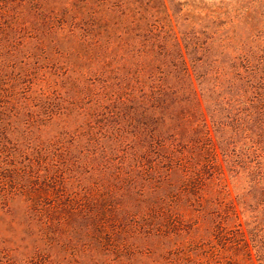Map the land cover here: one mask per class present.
Returning <instances> with one entry per match:
<instances>
[{"label":"trees","instance_id":"16d2710c","mask_svg":"<svg viewBox=\"0 0 264 264\" xmlns=\"http://www.w3.org/2000/svg\"><path fill=\"white\" fill-rule=\"evenodd\" d=\"M13 199L0 264H264L263 0H0Z\"/></svg>","mask_w":264,"mask_h":264},{"label":"rangeland","instance_id":"374dc122","mask_svg":"<svg viewBox=\"0 0 264 264\" xmlns=\"http://www.w3.org/2000/svg\"><path fill=\"white\" fill-rule=\"evenodd\" d=\"M264 3V0H263ZM233 29L242 35L248 33L246 26L237 24L233 26ZM24 216L22 203L16 199H13L6 207L0 205V255L3 252L9 250V248H16L15 257L21 258L26 251H28L29 238L24 236L26 230L24 228ZM26 250V251H25ZM250 250L244 251L239 249L235 253L227 252L224 255L229 261H235L236 259L242 263L239 264H256L253 255ZM249 252V255H246ZM162 257V256H161ZM165 257V256H164ZM167 257V255H166ZM249 258V263L246 259ZM173 264L171 260L168 261L163 258L160 259L155 253H148L144 249H135L133 261L130 264Z\"/></svg>","mask_w":264,"mask_h":264}]
</instances>
